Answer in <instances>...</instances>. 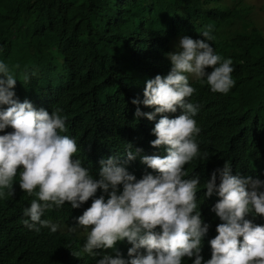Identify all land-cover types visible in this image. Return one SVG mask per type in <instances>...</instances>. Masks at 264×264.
<instances>
[{"label": "clouds", "instance_id": "clouds-1", "mask_svg": "<svg viewBox=\"0 0 264 264\" xmlns=\"http://www.w3.org/2000/svg\"><path fill=\"white\" fill-rule=\"evenodd\" d=\"M217 2L210 5L222 7ZM200 36H180L174 51L165 54L171 64L167 75L146 80L143 100L142 92L132 99L136 128L121 112L123 102L111 98L107 106V121L102 119L107 129L120 116L142 137L143 122L152 150L148 141L147 149L128 139L113 150L107 144L89 157L91 168L79 157L85 151L68 133L63 109L51 111L37 98L20 100L14 90L18 80L0 60V220L9 222L5 202L23 199V192L33 198L22 209V224L35 232L77 231V246L95 264H264V225L255 218L264 216V180L236 175L226 161L202 184L207 201L202 205L200 176L187 173L194 158L209 157L197 142L201 106L189 99L195 83L209 87L214 98L227 95L235 83L232 59L210 43L211 27ZM142 104L154 110L142 112ZM90 198V207L82 208ZM66 202L77 212L74 226L42 219ZM209 228L216 233L202 245ZM13 241L7 237L5 249ZM8 262L0 257V264Z\"/></svg>", "mask_w": 264, "mask_h": 264}, {"label": "trees", "instance_id": "trees-1", "mask_svg": "<svg viewBox=\"0 0 264 264\" xmlns=\"http://www.w3.org/2000/svg\"><path fill=\"white\" fill-rule=\"evenodd\" d=\"M211 1L0 0V60L16 76L14 90L20 100L37 98L51 111L63 109L68 133L85 151L79 157L90 167L89 157L100 155V147L107 144L113 150L128 139L147 149L148 141L152 150L143 122L142 137L133 135L120 116L110 121L109 129L103 125L110 99L125 104L121 112L136 128L139 120L131 101L141 92L143 100L145 81L167 75L171 64L165 54L174 51L180 36L203 39L201 31L210 26L214 50L232 59L235 83L227 95L214 98L196 82L189 98L201 106L195 117L200 128L197 142L209 157L194 158L187 173L200 176L204 205L202 184L226 161L236 175L264 180V36L244 18V10L216 7L214 12ZM254 87L260 88L261 96L248 106L245 98ZM151 110L142 104V112ZM20 194L23 199L4 205L10 223L0 220L1 258L7 257L8 264H95L81 252L82 245L77 246V231L27 229L22 209L33 197ZM91 202L92 198L82 208ZM76 214L66 202L59 210L46 211L42 219L74 226ZM255 218L264 225V216ZM213 233L216 230L209 228L202 245ZM7 237L14 241L5 249Z\"/></svg>", "mask_w": 264, "mask_h": 264}, {"label": "rangeland", "instance_id": "rangeland-1", "mask_svg": "<svg viewBox=\"0 0 264 264\" xmlns=\"http://www.w3.org/2000/svg\"><path fill=\"white\" fill-rule=\"evenodd\" d=\"M235 1L238 0H218L216 4L230 11L236 9L244 10V18L252 22L255 29L259 33H262L264 36V0H239L243 2L242 4L240 2H235ZM211 7L213 11L216 12V6H213V4H211ZM207 71H211V69H207ZM208 91L214 94L213 92L210 91L209 87H208ZM260 96H261L260 88H256V87L252 88L249 94L245 98L247 100L246 102L247 105L253 106L256 103V101L260 98ZM256 98L257 100H255Z\"/></svg>", "mask_w": 264, "mask_h": 264}, {"label": "bare ground", "instance_id": "bare-ground-1", "mask_svg": "<svg viewBox=\"0 0 264 264\" xmlns=\"http://www.w3.org/2000/svg\"><path fill=\"white\" fill-rule=\"evenodd\" d=\"M133 137V136H132ZM116 155V154H115ZM115 155H114V157H115ZM122 163V162H121ZM97 167H100V166H97Z\"/></svg>", "mask_w": 264, "mask_h": 264}]
</instances>
